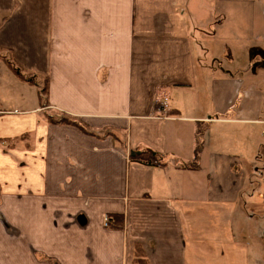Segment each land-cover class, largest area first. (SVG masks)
Instances as JSON below:
<instances>
[{
    "label": "crops",
    "instance_id": "1",
    "mask_svg": "<svg viewBox=\"0 0 264 264\" xmlns=\"http://www.w3.org/2000/svg\"><path fill=\"white\" fill-rule=\"evenodd\" d=\"M227 1L0 0V264H264V0Z\"/></svg>",
    "mask_w": 264,
    "mask_h": 264
},
{
    "label": "trees",
    "instance_id": "2",
    "mask_svg": "<svg viewBox=\"0 0 264 264\" xmlns=\"http://www.w3.org/2000/svg\"><path fill=\"white\" fill-rule=\"evenodd\" d=\"M16 70V68H15ZM23 79L26 81L32 83V84H39V82L36 80L35 77L32 76H25L23 74H19ZM47 94H48V80L45 79V81L42 83V86L40 88V99L43 104L47 103ZM64 123H70L77 125L79 128H81L83 131L89 134L97 135L96 132H93L88 129V127L80 122L77 119L67 118L64 117L61 119ZM131 158L138 162H143L146 164H152V165H161L163 162L161 161V158L157 152H154L153 150L146 148L142 151H135L131 153ZM112 220V221H111ZM109 221L112 223V225L116 226H123L124 225V216L122 214H113L112 216H109ZM143 254L140 251H137V257L135 258L136 264H146V260L143 258Z\"/></svg>",
    "mask_w": 264,
    "mask_h": 264
},
{
    "label": "rangeland",
    "instance_id": "3",
    "mask_svg": "<svg viewBox=\"0 0 264 264\" xmlns=\"http://www.w3.org/2000/svg\"><path fill=\"white\" fill-rule=\"evenodd\" d=\"M208 1L211 4V6L213 4V6H212V11H213L212 14H213L215 19H214V23L212 24V28L214 30L218 31L219 27H221L223 25L224 26L227 25L228 22H230L231 20L223 19V18H226L225 14H219L217 12V8H218V6H220L221 0H208ZM224 6L229 8L231 6V4L227 0H224ZM230 11L234 14V8L233 7H231ZM195 53H196V55H198L199 52L195 51ZM215 53H216V55H214V56H213L214 53L211 54L212 57L210 59L213 61V67L212 68L214 70H217L218 68H220L222 66L221 62H223L224 57L221 58V56H222V52L221 51L220 52L216 51ZM247 207L250 208V207H252V205L250 203H247Z\"/></svg>",
    "mask_w": 264,
    "mask_h": 264
},
{
    "label": "built area",
    "instance_id": "4",
    "mask_svg": "<svg viewBox=\"0 0 264 264\" xmlns=\"http://www.w3.org/2000/svg\"><path fill=\"white\" fill-rule=\"evenodd\" d=\"M166 101H167V99H165V101L162 102V104H163V106H164L163 108H166V107H167V103H166ZM108 224H109V218L106 217V218H105V225L108 226Z\"/></svg>",
    "mask_w": 264,
    "mask_h": 264
}]
</instances>
